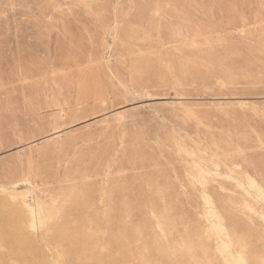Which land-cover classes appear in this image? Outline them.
Listing matches in <instances>:
<instances>
[{
    "label": "rangeland",
    "instance_id": "obj_1",
    "mask_svg": "<svg viewBox=\"0 0 264 264\" xmlns=\"http://www.w3.org/2000/svg\"><path fill=\"white\" fill-rule=\"evenodd\" d=\"M0 264H264V0H0Z\"/></svg>",
    "mask_w": 264,
    "mask_h": 264
},
{
    "label": "bare ground",
    "instance_id": "obj_2",
    "mask_svg": "<svg viewBox=\"0 0 264 264\" xmlns=\"http://www.w3.org/2000/svg\"><path fill=\"white\" fill-rule=\"evenodd\" d=\"M112 29H113L114 33H115V32H118V25H117V20H116V19L113 20ZM115 34H116V33H115ZM113 35H114V34H113ZM138 63L141 65V64H145V63H147V61L136 62L135 65H134V67H135V71H136V68L138 67ZM140 65H139V66H140ZM107 68H108V71L110 72V69H109L108 66H107ZM101 72H104L103 69H102V70H98V71H96L94 74H92V76H91L92 81H96V82H97V80H98V76H99V73H101ZM106 74H107V73H106ZM110 74H111V73H110ZM100 95H101V94H100ZM101 101H102V99H101ZM50 118H51V117H50Z\"/></svg>",
    "mask_w": 264,
    "mask_h": 264
}]
</instances>
